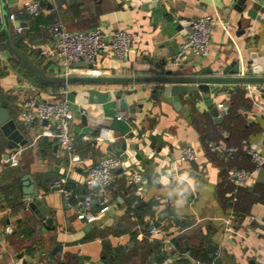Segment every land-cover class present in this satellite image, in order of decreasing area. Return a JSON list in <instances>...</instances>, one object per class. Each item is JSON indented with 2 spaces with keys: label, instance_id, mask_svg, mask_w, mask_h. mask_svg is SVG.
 Returning <instances> with one entry per match:
<instances>
[{
  "label": "crops",
  "instance_id": "0c3cea01",
  "mask_svg": "<svg viewBox=\"0 0 264 264\" xmlns=\"http://www.w3.org/2000/svg\"><path fill=\"white\" fill-rule=\"evenodd\" d=\"M23 1L8 6L6 0L8 31L0 12V90L16 120L20 99L30 93L67 97L82 162L70 166L59 143L42 135L45 123L19 120L26 142L17 153L2 137L7 146L0 147V264L36 259L44 264H264V175H259L264 164L246 186L232 176L238 167L254 170L249 146L264 158V83H222L207 92L218 107L216 122L199 92L189 98L180 94L175 106L159 94L154 80L264 77V1L30 0L40 6L37 16L20 12ZM208 14L217 22L209 54L189 55L179 67L168 65L187 22ZM56 17L69 31L127 30L135 52L123 59L102 53L95 64L75 65L65 77L53 56L50 26ZM253 60L262 70L248 74ZM102 126L114 141L93 140ZM210 142L238 150L212 152ZM186 146L200 154L197 169L181 160ZM107 154L120 159L107 190L111 204L99 216L94 203L88 219L78 213L89 191L87 168ZM131 171L141 173L140 184L126 183ZM24 174L46 201L44 219L27 205ZM60 178L67 179L71 196L51 188ZM154 227L159 232L151 236Z\"/></svg>",
  "mask_w": 264,
  "mask_h": 264
},
{
  "label": "built area",
  "instance_id": "2783aa9c",
  "mask_svg": "<svg viewBox=\"0 0 264 264\" xmlns=\"http://www.w3.org/2000/svg\"><path fill=\"white\" fill-rule=\"evenodd\" d=\"M40 11V6L36 1L24 0L20 6V12L29 13L31 16L39 15ZM216 25V20L209 14L189 20L187 22L186 36L168 65L179 67L189 55L207 56L210 52L212 31ZM50 33L54 43L53 56L62 65L65 77L68 74L67 70L75 65L80 63L95 64L102 53L123 59L135 52L133 34L124 29H117L109 34L97 27L89 30L69 31L59 17H56L50 26ZM17 117L26 125H32L35 122L45 123L42 135L55 139L59 143L67 156L70 166L80 165L82 159L76 152L72 128L74 114L67 97L44 98L38 93H30L20 99ZM93 140L95 142L114 141L115 137H111L109 128L102 126L93 136ZM208 149L212 152L232 155L237 152L238 147L227 146L220 142H210ZM246 152L252 158L255 168L251 171L242 167L232 170V176L239 186L248 185L264 164V158L254 147L249 146ZM199 155L195 149L186 146L182 150L181 160L187 162L196 161ZM11 163L16 165L17 160L12 159ZM119 166V157L107 154L101 157L95 166L87 168L85 185L89 191L79 201L78 213L88 219H93L91 208L94 203L99 206V216L106 212L111 204V198L107 190L112 185L115 170ZM141 180L142 175L139 172L131 171L126 175V183L128 185H138ZM66 182V178H60L51 185V188H56L63 195L69 197L71 196V191L64 187ZM95 188H98V191H95ZM5 232H11V228L6 227ZM157 232L159 230L155 227L150 229L151 236L157 234ZM164 243L168 249L173 247V244L167 238L164 239ZM30 264H44V261L36 259Z\"/></svg>",
  "mask_w": 264,
  "mask_h": 264
},
{
  "label": "water",
  "instance_id": "95a60500",
  "mask_svg": "<svg viewBox=\"0 0 264 264\" xmlns=\"http://www.w3.org/2000/svg\"><path fill=\"white\" fill-rule=\"evenodd\" d=\"M9 5L13 3L16 5L18 0H8ZM58 3L60 0H56ZM62 1V0H61ZM264 1V0H262ZM238 4H245L246 0H236ZM0 12L3 17L4 25L8 31V15L6 0H0ZM251 67L247 69L248 74L257 73L261 71L262 67L256 66V60L251 62ZM238 72V69H235ZM160 84L159 94L167 101H174L175 106L179 105L178 96L180 94H188V98L192 96L194 92H199L203 103L206 105L209 113L218 122L220 119L218 107L214 105L213 98L205 96L207 92H214L219 89V84L222 83H264V77H225V76H168L159 77L154 79ZM176 103H179L176 105ZM21 122L16 120L10 112L6 103H4L0 97V132L7 140L9 149H12L14 153L18 152V149L22 147L26 139L18 128ZM9 156V155H8ZM193 167L197 169L195 161H191ZM259 175H264V169H260ZM33 179L29 174L22 176V191L27 198V205L29 209L35 211L39 218L44 219L47 213V206L45 199L39 194L37 187L33 186ZM83 197H81L82 199ZM51 218L47 219V223H51Z\"/></svg>",
  "mask_w": 264,
  "mask_h": 264
},
{
  "label": "trees",
  "instance_id": "16d2710c",
  "mask_svg": "<svg viewBox=\"0 0 264 264\" xmlns=\"http://www.w3.org/2000/svg\"><path fill=\"white\" fill-rule=\"evenodd\" d=\"M0 97H1V99H2V101L4 102V103H6L7 104V106H8V108H9V110H10V112L12 113V115H13V117L15 118V115H14V113H13V111L11 110V108L9 107V105H8V102H7V100L5 99V96L2 94V92H1V90H0ZM0 147H6L7 145H6V140H4V138H2V137H4V136H2V133L0 132Z\"/></svg>",
  "mask_w": 264,
  "mask_h": 264
}]
</instances>
